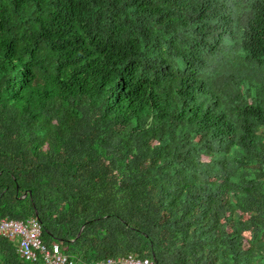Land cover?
<instances>
[{
	"label": "trees",
	"instance_id": "1",
	"mask_svg": "<svg viewBox=\"0 0 264 264\" xmlns=\"http://www.w3.org/2000/svg\"><path fill=\"white\" fill-rule=\"evenodd\" d=\"M29 216L72 264H264V0H0V217ZM0 264L40 261L0 234Z\"/></svg>",
	"mask_w": 264,
	"mask_h": 264
},
{
	"label": "built area",
	"instance_id": "2",
	"mask_svg": "<svg viewBox=\"0 0 264 264\" xmlns=\"http://www.w3.org/2000/svg\"><path fill=\"white\" fill-rule=\"evenodd\" d=\"M0 234L11 239L19 256L40 264H72L57 242L46 244L41 238V224L34 216L25 219L0 217ZM100 264H156L150 257H136L132 253L110 257Z\"/></svg>",
	"mask_w": 264,
	"mask_h": 264
},
{
	"label": "water",
	"instance_id": "3",
	"mask_svg": "<svg viewBox=\"0 0 264 264\" xmlns=\"http://www.w3.org/2000/svg\"><path fill=\"white\" fill-rule=\"evenodd\" d=\"M25 194V193H24Z\"/></svg>",
	"mask_w": 264,
	"mask_h": 264
}]
</instances>
